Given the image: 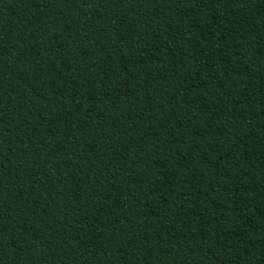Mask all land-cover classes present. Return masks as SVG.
<instances>
[{
  "label": "trees",
  "instance_id": "16d2710c",
  "mask_svg": "<svg viewBox=\"0 0 264 264\" xmlns=\"http://www.w3.org/2000/svg\"><path fill=\"white\" fill-rule=\"evenodd\" d=\"M0 264H264V0H0Z\"/></svg>",
  "mask_w": 264,
  "mask_h": 264
}]
</instances>
